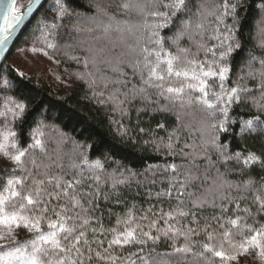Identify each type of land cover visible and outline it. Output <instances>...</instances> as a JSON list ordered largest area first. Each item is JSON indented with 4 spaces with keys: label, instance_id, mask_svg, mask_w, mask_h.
Wrapping results in <instances>:
<instances>
[{
    "label": "trees",
    "instance_id": "1",
    "mask_svg": "<svg viewBox=\"0 0 264 264\" xmlns=\"http://www.w3.org/2000/svg\"><path fill=\"white\" fill-rule=\"evenodd\" d=\"M27 2L28 0H17L16 8L20 9ZM53 2L54 0H46L37 11L0 67V89H2L0 104L3 102L2 98L9 95L24 98L30 111L35 109L36 113L41 114V118L47 117V124L53 126L45 129L47 155L41 154L38 150L29 153L26 157L27 167H32L29 161L35 156L38 163L50 165L48 169L50 175H65L66 179H71L78 172V169H73L72 165L79 164L84 158L81 152H86L89 161L100 160L103 164L102 171L93 172L85 169L84 184L77 188L78 192L99 193L91 206L87 203L90 197H82L84 207L89 209L86 215L92 217L89 229L99 228L100 224L106 230L117 227V219H126V213L133 205H135L133 210L137 222L146 225L148 221H140L139 218L151 208L152 212L147 213L148 220H158V227L163 229L166 227V217L161 215V211L167 213L179 207L189 211V215L177 216L169 223L181 230L195 229L191 239L185 241L181 236L175 238L174 242L173 238L161 236L155 244L149 241L141 255L150 257V264H221L219 258L206 259L197 255L203 251L200 245L209 242L208 232H214L216 239L211 243L219 247L225 230L220 228V223L239 215L247 217L248 224L256 221L255 227L264 224V211H260L259 205L254 203L255 191L258 189L264 191L262 188L264 165L257 163L245 166L243 156L239 160L226 159V156L234 157L237 151H242L243 155H247L248 151L257 155L264 154V134L252 133L240 137L218 133L219 143L228 145L227 152L222 155L221 151L210 143L217 133H213L209 127L213 121L206 112L196 106L189 107L178 101L166 99L155 89H147L143 95L133 94V86L137 88L141 86L140 75L133 67L137 59H141L137 50L139 47L152 46L148 44L150 29L144 25L154 22L153 18H146L140 14L135 5L149 3V0H68L72 15L64 18L62 22L58 21L60 28L47 40V43L56 45L54 50L47 48V44L38 39L42 31L40 25L44 23L46 15L51 16ZM124 3H129L130 7L122 8L121 5ZM223 3L224 0H188V7L192 13H195L203 5L201 11L207 9L215 11L218 15L222 11ZM259 5H264V0H242V6L238 8L240 23L236 36L242 47L230 60L231 73L226 85L229 88L234 86V83H239L243 87L255 89L256 84L259 83L258 73L264 70L260 63L264 60V46H262L264 45V7H258ZM98 7L104 9L107 15L98 13ZM110 17L114 19L110 20ZM188 18V15L181 16L170 28L161 30V35L165 37V49L175 53L177 47L188 48L195 54V59L210 60L211 53L206 55L203 48L198 49L197 45L212 48L219 43L211 39L215 35L214 29L217 26L215 16L207 17L202 32L194 31L190 33L191 39L189 35H185L179 40L178 45L173 43L176 33L180 30V20ZM192 19L195 21L196 17L192 16ZM117 22H121L120 28L125 29L124 31L115 30ZM109 23L113 28L108 33L97 26ZM225 23L233 24L232 18L227 17ZM77 27L80 31H76ZM129 28L131 30H128ZM221 31L223 32L224 29L221 28ZM33 47L42 51L33 52L31 51ZM18 51H23V56L32 62L43 59V62L53 63L57 69V81L55 79L49 81V73L44 77L41 73L37 74L25 70L23 66H17L12 61V57ZM45 51L48 53L47 56L44 55ZM29 55H34V60ZM70 56L77 59H69ZM249 61H252L251 68ZM250 70L257 73L256 79L248 78ZM89 74L97 80L95 93H103L102 96L94 94L93 89H90L84 80L77 78L78 75ZM241 77L244 79H240ZM4 81H8L7 87ZM106 82L107 87H105ZM209 83L214 85L212 91H219L218 81ZM110 95L115 96V101H124L123 111L114 110L116 104L115 101L108 99ZM259 96L260 93L254 91L243 98L245 103L233 107L230 111V119L237 120V124H230L229 132H239L241 117L248 119L251 115L257 114L251 100ZM101 100L104 103H100ZM261 115L264 118V114ZM121 124L128 129V135L121 136L118 133V126ZM158 124H163L164 127L159 128ZM4 126L5 121L0 118V127ZM140 129L144 131L141 132ZM16 130H19V127ZM61 133L65 136H61ZM170 134L174 145L172 151L175 155H169V149L165 146L169 142ZM145 141L149 143L145 144ZM152 141L163 142L159 150ZM27 142L24 141L25 146ZM172 163L180 167L175 172L165 170L164 166ZM149 164L160 167L145 172ZM13 167L10 161L5 162L0 157V169ZM128 169L136 175H130ZM43 172V167L33 169V176L38 179L43 178L40 175ZM15 174L28 175L26 171L19 170ZM93 175L100 176L98 183L91 179ZM189 176L194 179L189 181L182 197L176 196L175 189L179 188V183L175 185L171 199L166 195L157 196V193L167 192L172 181L183 182ZM8 178H11L10 172L0 171V191L3 190ZM122 179L127 182L114 185L115 181ZM249 180L255 183L245 188V182ZM31 183L29 179L27 184L31 185ZM105 196L108 198L105 199ZM180 200L183 203H180ZM194 201H204V204L202 207H193ZM59 203L66 202L61 200ZM52 204L56 205L57 202L52 201ZM68 207L71 205L69 204ZM245 208L250 210V215L243 211ZM77 213L81 216L85 215L79 208L69 212L68 215L75 216ZM206 224L209 226L207 231L204 230ZM42 226L47 230L46 222ZM120 228L123 229L122 224ZM232 231L235 233L236 229ZM96 236L104 240L103 247H107L111 233L101 235L97 232ZM17 238L31 239L32 235L26 230H19ZM88 239H93L91 231L88 232ZM233 239L239 242L242 237L234 236ZM186 243L192 247L191 252L173 251L174 247ZM92 247L97 249L95 244ZM138 247L136 245L114 247L111 251L113 255L123 260L129 256V253L137 252ZM224 247L229 248L227 242H224ZM257 252V249H252L230 264L264 262L258 257ZM210 255L206 254L208 257ZM85 264H89L87 259ZM91 264H105V262L98 261L93 254Z\"/></svg>",
    "mask_w": 264,
    "mask_h": 264
},
{
    "label": "snow or ice",
    "instance_id": "2",
    "mask_svg": "<svg viewBox=\"0 0 264 264\" xmlns=\"http://www.w3.org/2000/svg\"><path fill=\"white\" fill-rule=\"evenodd\" d=\"M43 6L41 0H28L27 5L17 12L12 0H0V6L4 9L3 24L0 25V48H3L7 42L10 30L18 26L25 17L34 14V6ZM242 6V0H224L222 11L217 15L215 11H208L201 5L195 13H192L188 7V0H149L146 4H136V10L146 18H153L154 22L145 24L144 26L150 29L148 36V44L151 47H139L137 54L141 59H137L133 65L134 69L139 73L141 86H133L132 92L134 95H143L147 89H155L160 96L170 99L173 102H180L182 105L189 107L196 106L200 110L206 112L212 119L213 123L209 125L213 133H217L211 139L210 143L225 154L228 145L219 143L220 136L218 133H227L229 135H237L244 137L245 134H264V70L258 73L259 83L255 89L243 87L239 83H234V86L227 87V82L230 79L231 65L230 60L233 54L241 49L242 45L237 39L236 33L239 27L238 8ZM122 8L128 9L129 3L121 5ZM218 8L220 6H217ZM258 7H264L259 5ZM51 16H45L44 23L40 25L42 31L39 40L47 44V48L55 49L56 45L47 43L48 37L60 28L58 21H63L64 18L72 15L68 7V0H54L51 5ZM164 10L161 11L160 9ZM152 9V10H149ZM39 10L38 8L36 9ZM98 13L107 15V12L102 8H97ZM188 15V19L180 20V30L176 33L174 44L179 43V40L189 35L194 31H203L204 21L208 16H215L217 26L214 29L215 35L211 39L219 41L212 48H205L203 45H197L198 49L203 48L205 54L211 53V59L203 61L195 59V54L190 52L188 48L177 47L176 52L165 49V37L161 35V30L170 28L179 17ZM192 16L196 17L194 21ZM227 17H231L233 24L225 23ZM114 19V18H109ZM120 23L117 22V31H124L120 28ZM102 27L105 33L112 30L111 23L97 25ZM221 28L224 31H221ZM128 30H131L130 28ZM76 31H80L77 27ZM91 31V29H89ZM264 46V45H262ZM33 52L42 51L33 47ZM218 51V54H217ZM44 55L48 53L45 51ZM193 57V58H189ZM51 59V57H49ZM69 59H77L70 56ZM255 59V58H253ZM87 64V61H85ZM252 61H249L251 68ZM261 68L264 69V60L260 61ZM257 73L250 70L248 78L256 79ZM78 79L84 80L90 89H93L94 94L102 96L103 93H95L97 80L91 75H78ZM240 79H244L241 77ZM219 83V91H212L213 83ZM178 84V86H177ZM5 87L8 86V81H4ZM107 87V82L105 83ZM2 90V89H0ZM254 91L260 93L259 97H254L251 100L252 107L257 110L256 115H251L250 118L239 119V132H229V125L237 124V120L230 119V111L234 106H240L245 103L244 97L251 95ZM199 93V95H193ZM186 97V99H185ZM109 100L115 101V96L110 95ZM0 104V118L5 121V126L0 127V157L5 162H11L14 165L11 169H0L11 173V178L6 180L3 190L0 191V264H85V259L91 264L93 254L98 261H103L105 264H150V257L141 255L149 241L155 244L165 238L183 237L185 241L191 239L195 229L186 228L181 230L169 221L179 217H186L189 211L180 209L179 207L163 213L166 217V227L161 229L158 227V220H148L147 213H151L152 209L146 210V214L139 218L140 221H148L144 223L137 222L133 205L126 213V219H117V227L105 229L102 224L99 228L89 229L92 217L87 216L88 208L84 207L82 197H90L87 203L91 206L99 193L78 192L77 188L83 186L85 181V169L96 172L103 170V164L100 160L89 161L86 152H81L84 157L79 164H73V169H78L77 175L71 179H66L65 175H50L48 169L50 165L38 163L33 156L29 163L31 168L27 167L26 157L29 153L37 150L47 155V141L45 140V129L53 127L46 123L47 117L41 118V114L36 113V110H29L28 103L24 98H17L15 95H9L2 98ZM100 103H104L103 100ZM124 101H115L116 107L114 110L123 111L122 105ZM35 113V114H34ZM10 117V119H9ZM29 120L31 121L29 123ZM115 123V121H114ZM27 125V131H25ZM19 127V130L16 128ZM157 127L163 128V124H158ZM141 132L144 129H140ZM118 133L121 136L128 135V129L122 124L118 126ZM61 136H65L61 133ZM27 140L26 146L24 141ZM148 144L149 141H145ZM156 149L159 150L162 141L156 143ZM169 149V155H175L172 151L174 145L171 141L165 145ZM83 148V146H80ZM90 147V146H89ZM185 147H189L185 145ZM187 155V154H185ZM243 156V164L245 166L255 165L257 163L264 165V154L257 155L255 152L248 151L247 155H243L242 151H237L233 156H226V159L239 160ZM43 167L44 172L41 173L43 178L33 176V169ZM159 165L149 164L145 168V172L159 168ZM180 166L175 163L164 166L165 170L175 172ZM17 170L27 172L26 176H17ZM130 175H136L131 169L127 170ZM31 179V185L27 181ZM97 183L100 181L99 175L91 177ZM193 177H187L183 182L172 181L167 192L157 193V196L166 195L172 198L175 185L179 183V188L176 190L177 198L184 195V189ZM126 180H118L115 184H124ZM255 182L249 180L245 182V188L251 187ZM264 188V185H262ZM191 195V194H189ZM108 197L105 196V199ZM245 199V197H240ZM64 200L66 203L60 204ZM52 201L57 204L53 205ZM183 203L182 200L179 201ZM231 202V201H230ZM254 203L259 205V210L264 211V191L256 190L254 195ZM71 207H68V205ZM204 201H194L193 207H202ZM81 209L85 215L81 216L77 213L75 216L68 215L69 212L75 209ZM237 209L239 210V202L237 201ZM226 211V209H222ZM249 215L250 210H243ZM194 216V214H193ZM219 219V218H214ZM247 217L237 215L235 218H230L224 223H220V228L225 229L222 233L223 240L219 247L211 243L216 239L214 232L207 233L209 242L200 245L203 251L197 255L206 259L219 258L221 264H230L231 261H236L239 256L244 255L252 249H257L258 257L264 261V224L255 227L253 224L246 223ZM79 221V222H78ZM46 222L47 230H44L43 224ZM195 222V216H194ZM97 223H100L97 221ZM123 225L121 230L120 225ZM229 226V227H226ZM208 225H205L204 230L207 231ZM147 228V230H145ZM232 229H236L233 233ZM19 230H26L32 235L31 239L20 240L17 238ZM91 231L93 239H88V232ZM101 235L111 233V239L107 240V247H103L104 240L97 238L96 233ZM153 232L156 234L154 235ZM234 236H240L242 239L239 242L234 241ZM224 242L229 245L225 249ZM95 244L97 250L92 247ZM139 246L137 252L129 253V256L121 260L120 257L112 254L114 247L124 248L126 246ZM176 253H189L192 251L190 244L186 243L180 247H174ZM154 252V249H153ZM87 253V255H86ZM206 254H211L210 257ZM135 257V259H134Z\"/></svg>",
    "mask_w": 264,
    "mask_h": 264
},
{
    "label": "water",
    "instance_id": "3",
    "mask_svg": "<svg viewBox=\"0 0 264 264\" xmlns=\"http://www.w3.org/2000/svg\"><path fill=\"white\" fill-rule=\"evenodd\" d=\"M12 2L14 3L15 6V10L17 12H19L20 10H22L27 3L21 7L20 9L16 8V4H17V0H12ZM46 2V0H41L42 5ZM42 6L40 5H35L34 6V14L28 17H25V20L22 21L18 26H16L14 29L10 30V35L8 36L7 42L5 43V45L3 46V48H0V67L3 64V62L6 60V58L8 57V55L10 54V52L12 51L13 47L15 46L17 40L19 39V37L21 36L22 32L24 31V29L28 26V24L30 23V21L34 18L35 14L37 13V8L40 9ZM3 16H4V9L2 6H0V25L3 24L4 20H3Z\"/></svg>",
    "mask_w": 264,
    "mask_h": 264
},
{
    "label": "rangeland",
    "instance_id": "4",
    "mask_svg": "<svg viewBox=\"0 0 264 264\" xmlns=\"http://www.w3.org/2000/svg\"><path fill=\"white\" fill-rule=\"evenodd\" d=\"M23 51H18L13 57H12V61L14 63L17 64V66H20L29 71L31 70L32 72H36L37 74H40L42 76L45 77V75L47 73L50 74V76L48 77L49 81H52L53 79H55L57 81V76H56V71L57 69L55 68L54 64L51 62H43L42 60H35L34 62H32V60H29V58H26V56H23L24 54H22ZM35 55L37 54V56L42 57L41 55H38V53H34ZM30 58H32L34 60V55H29ZM46 60V59H45ZM47 61V60H46ZM259 264H264V262H259Z\"/></svg>",
    "mask_w": 264,
    "mask_h": 264
}]
</instances>
